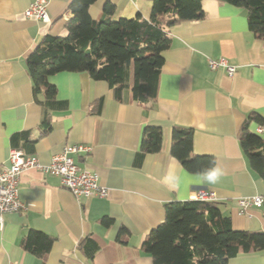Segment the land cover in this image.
Here are the masks:
<instances>
[{
	"label": "crops",
	"instance_id": "crops-1",
	"mask_svg": "<svg viewBox=\"0 0 264 264\" xmlns=\"http://www.w3.org/2000/svg\"><path fill=\"white\" fill-rule=\"evenodd\" d=\"M33 1L0 0V166L10 165L13 148L47 165L64 146L84 144L91 150L72 157L108 193L75 198L60 177L36 168L23 171L18 193L24 207L0 212V264H153L142 248L146 235L165 218L167 203L192 199L199 187L216 192L215 202L235 229L264 230V201L246 213L238 207L240 198H264V180L240 143L248 116L264 117V39L250 30L245 8L203 0V19L170 28L154 100L140 102L130 88L117 98L107 81L85 71H62L49 76L59 100L49 107L43 92L34 89L27 54L48 32L67 34L71 0H49V23L25 15ZM107 1L116 5L112 18H150L152 0H97L89 8L94 19L107 17ZM220 57L237 67L233 76L210 67L209 59ZM147 126L161 127L162 146L140 155ZM175 126L193 128V155L216 158L222 172L216 183L189 172L173 156ZM259 126L253 123L251 130L264 139ZM122 229L124 242L118 238ZM31 230L54 237L43 258L21 244ZM229 264H264V249L240 253Z\"/></svg>",
	"mask_w": 264,
	"mask_h": 264
},
{
	"label": "trees",
	"instance_id": "trees-1",
	"mask_svg": "<svg viewBox=\"0 0 264 264\" xmlns=\"http://www.w3.org/2000/svg\"><path fill=\"white\" fill-rule=\"evenodd\" d=\"M95 1L71 0L67 10L72 16L64 22L67 34L48 32L27 54L34 89L43 92L49 107L59 103L57 87L49 76L62 71H85L95 80L107 81L117 98L130 88L136 100H154L163 53L171 44L170 28L205 16L203 0H152L149 19L141 14L112 18L116 5L107 1L103 6L107 17L97 20L89 12ZM220 1L245 8L250 30L264 39V0ZM253 123L264 126V117L257 112L248 116L240 143L251 169L264 180V139L251 130ZM43 126L44 131L51 128L49 111H45ZM162 139L161 127H145L140 155L160 151ZM193 141V128L175 126L171 153L186 170L202 174L216 164V158L193 155ZM125 232L119 233L121 242ZM53 242V236L31 230L21 244L43 258ZM142 248L153 264H229L230 258L240 253L263 250L264 230L235 229L215 201H172L165 205V218L146 235Z\"/></svg>",
	"mask_w": 264,
	"mask_h": 264
},
{
	"label": "built area",
	"instance_id": "built-area-1",
	"mask_svg": "<svg viewBox=\"0 0 264 264\" xmlns=\"http://www.w3.org/2000/svg\"><path fill=\"white\" fill-rule=\"evenodd\" d=\"M49 0H34L25 10L27 17H34L43 22H51V17L47 11ZM212 69L223 67L229 76H233L237 67L231 64L227 58L209 59ZM264 127L259 126L257 132H263ZM91 147L84 144H70L64 146L62 151L54 155L52 161L44 165L35 155H28L21 148H13L10 151V165L0 166V212L20 211L24 204L19 198L18 186L20 175L23 171L31 168L43 170L47 173L60 177L64 187L68 188L75 198L81 196L90 197L107 195V188L102 185L95 173L88 169H82L75 163L72 154L82 151H90ZM216 192L205 187L193 190V200L215 201ZM264 198L262 195L243 197L238 200V207L242 213H246L248 208L261 207Z\"/></svg>",
	"mask_w": 264,
	"mask_h": 264
},
{
	"label": "clouds",
	"instance_id": "clouds-1",
	"mask_svg": "<svg viewBox=\"0 0 264 264\" xmlns=\"http://www.w3.org/2000/svg\"><path fill=\"white\" fill-rule=\"evenodd\" d=\"M221 175H222V172H221L220 168L216 165L209 167L203 173L204 179H206L207 182H209L210 184L216 183Z\"/></svg>",
	"mask_w": 264,
	"mask_h": 264
}]
</instances>
